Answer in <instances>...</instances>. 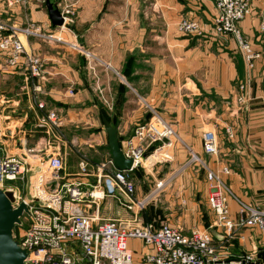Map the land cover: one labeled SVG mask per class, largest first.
I'll return each mask as SVG.
<instances>
[{"label": "crops", "instance_id": "1", "mask_svg": "<svg viewBox=\"0 0 264 264\" xmlns=\"http://www.w3.org/2000/svg\"><path fill=\"white\" fill-rule=\"evenodd\" d=\"M74 1L77 36L58 42L54 38L61 33L51 24L45 0H0L5 23L14 28L35 24L53 36L48 40L22 36L25 52L16 66H9L0 52L2 86L8 89L2 112L7 133L1 128V137L10 151L58 153L65 160L61 177L89 189L98 182L99 165L112 158L104 120L108 117L118 129L123 147L134 129L156 111L172 124L180 141L165 150L163 165L140 167L133 173L135 184L140 180L152 188L143 193L137 187L138 198L157 183H166L153 199L164 198L162 207L152 202L141 214L144 224L167 222L186 233L211 229L216 216L208 205L210 183L204 168L181 171L189 156L187 148L212 168L228 166L231 174L225 182L233 194L264 209V0H249L250 14L240 24L259 56L252 71L246 69L237 40L220 38L213 31L215 8L210 1ZM51 2L61 9L57 0ZM184 17L198 22L203 34L180 33L177 26ZM77 41L82 48L73 47ZM88 52L100 58V67L87 59ZM30 58L39 61L40 75L32 73ZM244 82L251 84L247 108L235 102ZM52 112L60 119L56 127L47 120ZM230 126L233 138L226 132ZM206 132L215 134L218 156L204 154ZM82 157L90 161L92 173H80ZM229 209L236 222L235 199L229 200ZM129 215L114 198L100 205L104 219L126 220ZM212 233L215 245L232 258L264 264V235L258 230L236 228L231 236H224L222 229ZM129 247L137 256L145 252L139 240H131Z\"/></svg>", "mask_w": 264, "mask_h": 264}, {"label": "built area", "instance_id": "2", "mask_svg": "<svg viewBox=\"0 0 264 264\" xmlns=\"http://www.w3.org/2000/svg\"><path fill=\"white\" fill-rule=\"evenodd\" d=\"M200 1L214 4L213 31L223 39L233 36L238 42L246 69L254 70L259 56L240 28L250 14L249 0ZM66 15L63 14L65 24L62 28L68 23ZM177 28L185 35L203 34L199 23L187 17L182 18ZM24 35L42 40L53 38L35 24L14 28L0 18V52L6 55L9 66L18 65L25 52L21 39ZM54 39L64 42L61 37ZM28 63L32 73L40 75L39 61L30 58ZM250 91V82L239 85L235 95L238 106H249L252 100ZM47 120L53 127L60 121L55 112L50 113ZM226 132L230 138L234 137L233 126L226 128ZM178 141L180 138L172 124L153 111L151 118L138 125L122 147L125 157L133 161L132 169L121 171L110 158L99 165L98 182L89 189H85L81 182L64 180L61 177L65 168L63 157L58 153H45L43 158H39L44 162V169L31 180L33 191L42 204L30 202L24 195L25 162L32 167L27 154L36 151L26 148L17 158L8 157L0 147V188L14 193V208L24 202L29 210V214L23 217L25 228L18 239L28 253L26 264H241L242 260L232 258L222 247L215 245L212 230L222 229L224 236H231L236 228H249L264 235V209L245 203L233 194L225 182L231 174L228 166L212 168L203 156L190 148H187L189 157L181 171L195 166L204 168L210 183L208 205L216 216L211 229L193 228L186 233L167 222L159 226L142 222L141 214L166 183H157L154 190L138 198L133 173L140 167L150 170L164 162L165 150L174 147ZM203 141L204 154L218 156L219 145L215 134L206 132ZM155 155L159 157L152 159ZM39 156L33 155V158ZM166 159H169L167 155ZM79 171L81 174L92 173L87 157L81 158ZM16 182L18 184L12 185ZM106 198H114L130 214L129 217L126 220L100 217V205ZM230 199L239 204L236 222L230 216ZM91 209L92 213L86 211ZM131 240L141 241L145 252L137 256L136 251L129 247Z\"/></svg>", "mask_w": 264, "mask_h": 264}, {"label": "water", "instance_id": "3", "mask_svg": "<svg viewBox=\"0 0 264 264\" xmlns=\"http://www.w3.org/2000/svg\"><path fill=\"white\" fill-rule=\"evenodd\" d=\"M48 16L54 28L64 26L65 18L62 12L51 2L45 0ZM104 126L108 134V146L115 166L121 170H131L133 161L125 157L122 150L118 129L108 121L104 120ZM0 145L8 157L20 158L19 154H10L9 146L2 140L0 129ZM26 198L30 202L42 204L36 197L32 188V177L41 172V168L32 169L29 163H26ZM16 203L15 195L12 191H4L0 188V264H26L28 257L27 250L22 248L20 242L16 239L14 231L16 226L22 225V218L25 214H29L27 205L23 202L17 208H14ZM241 264H247L242 261ZM251 264H257L251 263Z\"/></svg>", "mask_w": 264, "mask_h": 264}, {"label": "rangeland", "instance_id": "4", "mask_svg": "<svg viewBox=\"0 0 264 264\" xmlns=\"http://www.w3.org/2000/svg\"><path fill=\"white\" fill-rule=\"evenodd\" d=\"M57 1H58V7L61 8L64 13H67L66 17L68 19V23H67L65 28H62V27L57 28L58 33H61L58 37L59 38L60 37H62V38L64 37V38H66L68 40L70 38V36H71L74 39L77 36L76 35V29L74 28V26H75L76 19L79 17L78 16L77 2L74 1V0H57ZM54 3H56V1H54ZM65 33L66 34L68 33L69 36L68 37L67 36H61L62 34H65ZM44 34L51 35V34L45 33V32H44ZM46 40H48V39H46ZM76 45H77L78 49L82 48V46L79 44L78 41H77ZM73 47H74V45H73ZM88 54H90V56H88ZM93 55L94 54L91 53V52L86 53L87 59H89V61L92 62L93 65L96 64L97 66L100 67V64H102V61L100 60L99 57H96V56H93ZM93 72H94V70H93ZM2 81L3 80H2V77H1V74H0V129L2 128L3 132L7 133V130L4 129L6 126L3 125L2 112H3V106H4V101H3L4 100V95H5V92L8 91V89L5 90V88H3ZM99 91H100L99 89H95V93L97 92L96 94H98ZM80 124L82 125V124H86V123H85V121H83V123H80ZM9 153L12 154V155H15V154H19L20 155V154H22V152L18 151V150L10 151ZM33 155H40V156L38 158H33ZM27 157H28V162H30L32 164V167H34L33 169H35V168L44 169V167H45L44 166V162L40 161V159H39L41 157H44L42 153H37V152L36 153H28ZM155 157H156L155 159H157L159 157V155H156ZM161 165H163V164H161V163L157 164L156 168L160 167ZM199 168H202V167L199 166ZM26 183H27V180L25 181V186H24V189H25L24 195H25V197H26ZM136 183H137L136 184V188L138 187V190H139V188H141V191L143 193H147L150 189H152V188L148 189L146 182L145 183H143V182L141 183V181L138 180V181H136ZM16 184H18V183L17 182L16 183H12V185H16ZM144 196H146V194ZM154 201L155 200H153L152 202L154 203ZM164 201H165L164 198L158 197L156 199L155 203H156L157 206L161 205V207H162V204L164 203ZM167 204H169V203H167ZM165 205H166V203H165ZM160 211H162V210H160ZM24 228H25V220H23V218H22V225L21 226H16L15 231H14L15 237L17 239H19L21 237V234H23Z\"/></svg>", "mask_w": 264, "mask_h": 264}, {"label": "trees", "instance_id": "5", "mask_svg": "<svg viewBox=\"0 0 264 264\" xmlns=\"http://www.w3.org/2000/svg\"><path fill=\"white\" fill-rule=\"evenodd\" d=\"M104 114H105V116L107 117V115H106V113L104 112ZM107 120L110 122V123H112L110 120H109V118L107 117ZM113 124V123H112ZM156 225H160V224H156ZM17 239V238H16ZM18 240V239H17Z\"/></svg>", "mask_w": 264, "mask_h": 264}, {"label": "bare ground", "instance_id": "6", "mask_svg": "<svg viewBox=\"0 0 264 264\" xmlns=\"http://www.w3.org/2000/svg\"><path fill=\"white\" fill-rule=\"evenodd\" d=\"M156 156V155H155Z\"/></svg>", "mask_w": 264, "mask_h": 264}]
</instances>
